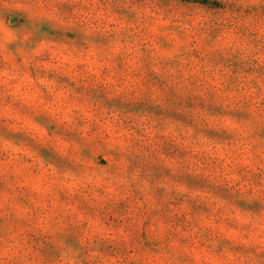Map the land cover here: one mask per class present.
Returning <instances> with one entry per match:
<instances>
[{"label":"clouds","instance_id":"1","mask_svg":"<svg viewBox=\"0 0 264 264\" xmlns=\"http://www.w3.org/2000/svg\"><path fill=\"white\" fill-rule=\"evenodd\" d=\"M0 264H264V0H0Z\"/></svg>","mask_w":264,"mask_h":264},{"label":"rangeland","instance_id":"2","mask_svg":"<svg viewBox=\"0 0 264 264\" xmlns=\"http://www.w3.org/2000/svg\"><path fill=\"white\" fill-rule=\"evenodd\" d=\"M101 159H103V158H101Z\"/></svg>","mask_w":264,"mask_h":264}]
</instances>
